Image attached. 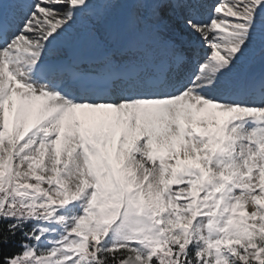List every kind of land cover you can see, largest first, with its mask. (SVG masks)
Instances as JSON below:
<instances>
[{"label":"snow or ice","instance_id":"snow-or-ice-1","mask_svg":"<svg viewBox=\"0 0 264 264\" xmlns=\"http://www.w3.org/2000/svg\"><path fill=\"white\" fill-rule=\"evenodd\" d=\"M0 264H264V0H0Z\"/></svg>","mask_w":264,"mask_h":264},{"label":"bare ground","instance_id":"bare-ground-1","mask_svg":"<svg viewBox=\"0 0 264 264\" xmlns=\"http://www.w3.org/2000/svg\"><path fill=\"white\" fill-rule=\"evenodd\" d=\"M212 2H214V0L212 1ZM177 29V28H176ZM175 29V30H176ZM181 34H187L186 32H183V30H176V31H174V33H172V36H173V38L175 39V35H181ZM185 43H188V41H184ZM260 70V66L259 65H257V71H259Z\"/></svg>","mask_w":264,"mask_h":264},{"label":"rangeland","instance_id":"rangeland-1","mask_svg":"<svg viewBox=\"0 0 264 264\" xmlns=\"http://www.w3.org/2000/svg\"><path fill=\"white\" fill-rule=\"evenodd\" d=\"M177 28V29H176ZM175 29L176 30H182L181 28H180V25H179V23L177 22V24H176V26H175ZM176 30H174V31H176ZM174 31H173V33H174ZM184 32V31H183ZM175 37H188V39H190V41L193 39L188 33L187 34H181V35H175Z\"/></svg>","mask_w":264,"mask_h":264}]
</instances>
